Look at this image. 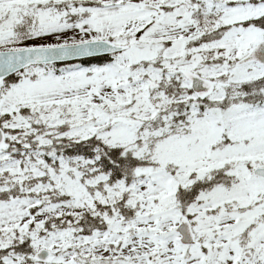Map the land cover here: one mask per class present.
Listing matches in <instances>:
<instances>
[{
	"label": "snow or ice",
	"instance_id": "obj_1",
	"mask_svg": "<svg viewBox=\"0 0 264 264\" xmlns=\"http://www.w3.org/2000/svg\"><path fill=\"white\" fill-rule=\"evenodd\" d=\"M0 264H264V0H0Z\"/></svg>",
	"mask_w": 264,
	"mask_h": 264
}]
</instances>
